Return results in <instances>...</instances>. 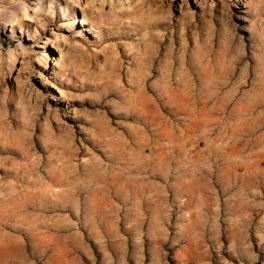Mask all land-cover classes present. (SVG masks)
<instances>
[{"label":"rangeland","instance_id":"rangeland-1","mask_svg":"<svg viewBox=\"0 0 264 264\" xmlns=\"http://www.w3.org/2000/svg\"><path fill=\"white\" fill-rule=\"evenodd\" d=\"M0 264H264V0H0Z\"/></svg>","mask_w":264,"mask_h":264},{"label":"bare ground","instance_id":"bare-ground-1","mask_svg":"<svg viewBox=\"0 0 264 264\" xmlns=\"http://www.w3.org/2000/svg\"><path fill=\"white\" fill-rule=\"evenodd\" d=\"M82 24L85 23V22H81Z\"/></svg>","mask_w":264,"mask_h":264}]
</instances>
